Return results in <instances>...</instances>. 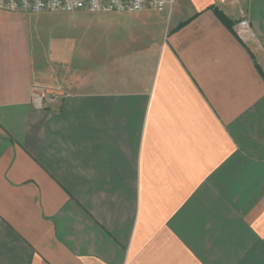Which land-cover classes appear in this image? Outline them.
Masks as SVG:
<instances>
[{
    "label": "crops",
    "instance_id": "0c3cea01",
    "mask_svg": "<svg viewBox=\"0 0 264 264\" xmlns=\"http://www.w3.org/2000/svg\"><path fill=\"white\" fill-rule=\"evenodd\" d=\"M42 12L0 9V264H264V0L75 10L49 60Z\"/></svg>",
    "mask_w": 264,
    "mask_h": 264
},
{
    "label": "built area",
    "instance_id": "2783aa9c",
    "mask_svg": "<svg viewBox=\"0 0 264 264\" xmlns=\"http://www.w3.org/2000/svg\"><path fill=\"white\" fill-rule=\"evenodd\" d=\"M230 4H241L246 0H222ZM175 0H0V9L5 11L27 12H72L87 10L91 12H140L155 9L159 12H170ZM235 33L241 42H248L256 37L248 18H241L235 27ZM31 102L36 108H45L61 96L57 91H49L44 86L34 85L31 90Z\"/></svg>",
    "mask_w": 264,
    "mask_h": 264
},
{
    "label": "rangeland",
    "instance_id": "374dc122",
    "mask_svg": "<svg viewBox=\"0 0 264 264\" xmlns=\"http://www.w3.org/2000/svg\"><path fill=\"white\" fill-rule=\"evenodd\" d=\"M76 12H42L38 13L30 24L26 25L23 34L33 46H39L49 60L56 56V49L70 47L78 34L85 27L74 25ZM34 15V14H33Z\"/></svg>",
    "mask_w": 264,
    "mask_h": 264
},
{
    "label": "trees",
    "instance_id": "16d2710c",
    "mask_svg": "<svg viewBox=\"0 0 264 264\" xmlns=\"http://www.w3.org/2000/svg\"><path fill=\"white\" fill-rule=\"evenodd\" d=\"M216 11H217L218 15L222 18V20H223L228 26L232 27V25H231L229 19H228V18H227V17H226L221 11H218V10H216Z\"/></svg>",
    "mask_w": 264,
    "mask_h": 264
}]
</instances>
